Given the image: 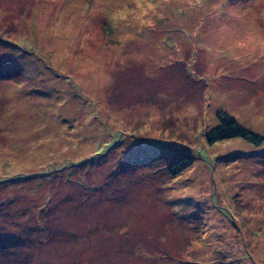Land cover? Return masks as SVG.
<instances>
[{"label": "rangeland", "instance_id": "1", "mask_svg": "<svg viewBox=\"0 0 264 264\" xmlns=\"http://www.w3.org/2000/svg\"><path fill=\"white\" fill-rule=\"evenodd\" d=\"M151 4L0 0V264H264V0Z\"/></svg>", "mask_w": 264, "mask_h": 264}, {"label": "trees", "instance_id": "2", "mask_svg": "<svg viewBox=\"0 0 264 264\" xmlns=\"http://www.w3.org/2000/svg\"><path fill=\"white\" fill-rule=\"evenodd\" d=\"M217 118H219V124L214 127L208 135V139L211 142L230 137H240L253 144H259L262 141V138L258 135L237 124L236 121L227 113L223 111L219 112L217 113Z\"/></svg>", "mask_w": 264, "mask_h": 264}, {"label": "clouds", "instance_id": "3", "mask_svg": "<svg viewBox=\"0 0 264 264\" xmlns=\"http://www.w3.org/2000/svg\"><path fill=\"white\" fill-rule=\"evenodd\" d=\"M136 3L140 6V7H144L145 5H147L148 7L153 6L151 4V0H136ZM119 15L123 16L124 12H121ZM150 23V22H149ZM262 46H264V40H260L258 41Z\"/></svg>", "mask_w": 264, "mask_h": 264}]
</instances>
